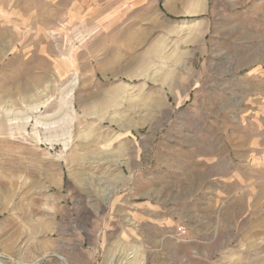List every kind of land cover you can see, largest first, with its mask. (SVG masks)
Returning a JSON list of instances; mask_svg holds the SVG:
<instances>
[{"label": "rangeland", "instance_id": "374dc122", "mask_svg": "<svg viewBox=\"0 0 264 264\" xmlns=\"http://www.w3.org/2000/svg\"><path fill=\"white\" fill-rule=\"evenodd\" d=\"M204 2L0 0V264H264V0Z\"/></svg>", "mask_w": 264, "mask_h": 264}, {"label": "crops", "instance_id": "0c3cea01", "mask_svg": "<svg viewBox=\"0 0 264 264\" xmlns=\"http://www.w3.org/2000/svg\"><path fill=\"white\" fill-rule=\"evenodd\" d=\"M9 1V0H8ZM185 3L184 6V10L186 11L185 14L187 15H193V13H203V12H207L208 10V2H204V0H182ZM104 2L106 3V0H104ZM107 2L110 4L109 9H111L113 3H116L117 0H107ZM108 8V7H107ZM122 9H124V6L121 4L120 5V10L122 11ZM107 11V10H106ZM120 11L121 16L119 18H121V20H123V16L122 13ZM170 13L174 14L172 11H170ZM140 16H137V19ZM144 15L141 13V18L143 19ZM158 13L157 11L154 12L153 9L151 11V14L148 15V17H146L147 21L149 24H155L157 23L158 19ZM91 22V20H90ZM110 22L114 23L115 21L112 20V18L110 17ZM123 21H121L122 23ZM198 25L192 26L191 27V31L193 33V39L196 41L199 39V35H200V28ZM116 57V56H115ZM120 57V55H119Z\"/></svg>", "mask_w": 264, "mask_h": 264}]
</instances>
